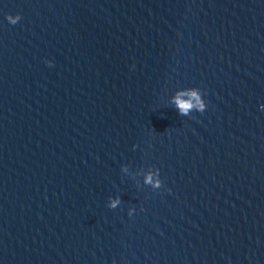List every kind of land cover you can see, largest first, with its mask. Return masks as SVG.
Here are the masks:
<instances>
[{
	"label": "water",
	"instance_id": "obj_1",
	"mask_svg": "<svg viewBox=\"0 0 264 264\" xmlns=\"http://www.w3.org/2000/svg\"><path fill=\"white\" fill-rule=\"evenodd\" d=\"M0 264H264V0H0Z\"/></svg>",
	"mask_w": 264,
	"mask_h": 264
},
{
	"label": "clouds",
	"instance_id": "obj_2",
	"mask_svg": "<svg viewBox=\"0 0 264 264\" xmlns=\"http://www.w3.org/2000/svg\"><path fill=\"white\" fill-rule=\"evenodd\" d=\"M21 17L18 15L17 16V19H20ZM12 23H15V21H12ZM45 63L47 64V66L48 67H52L53 66V64L51 63V62H49V61H45ZM206 94V93H205ZM191 95L194 97V98H196V92L195 91H193L192 93H191ZM175 104H176V106H177V108H178V110H179V114L180 115H182V116H187L188 115V113H189V110L193 107L189 102H185V101H183L182 99H180V96L178 95L177 97H176V99H175ZM205 110H204V104L203 103H201L200 104V107H199V109H198V112L199 113H203ZM146 182H151V177H149L148 178V181H146ZM157 186H159V184H157ZM117 203H119V200L117 199L116 201H114L112 204H111V207L112 208H115L116 207V205H117Z\"/></svg>",
	"mask_w": 264,
	"mask_h": 264
}]
</instances>
